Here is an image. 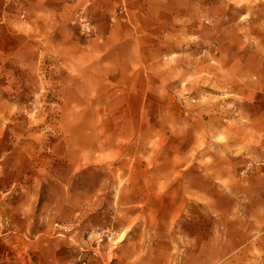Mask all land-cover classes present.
Here are the masks:
<instances>
[{
	"label": "rangeland",
	"instance_id": "obj_1",
	"mask_svg": "<svg viewBox=\"0 0 264 264\" xmlns=\"http://www.w3.org/2000/svg\"><path fill=\"white\" fill-rule=\"evenodd\" d=\"M95 1L69 27L102 53L0 76V264H264V130L240 88L264 0L122 2L102 34Z\"/></svg>",
	"mask_w": 264,
	"mask_h": 264
},
{
	"label": "crops",
	"instance_id": "obj_2",
	"mask_svg": "<svg viewBox=\"0 0 264 264\" xmlns=\"http://www.w3.org/2000/svg\"><path fill=\"white\" fill-rule=\"evenodd\" d=\"M150 1L96 0L90 10L95 12V25L102 34L106 28V13L114 7L125 2L135 14L144 12V5L146 7ZM86 2L87 0H0V76L4 72L7 80L16 76L17 81H22L24 74L19 73V69L24 68L25 59L30 55L41 63L43 54L51 64V60L53 63L57 62L55 56L59 54V64L84 66L102 53L103 47H96L93 42L82 45L71 36L69 24L73 13L84 7ZM241 33L259 35L255 53L241 55L240 88L242 93L247 91L244 97L246 102L242 106L251 109L247 113L251 115V123L255 124L253 127L264 130V24L256 27L241 25ZM130 249L131 245H124L119 248L118 254Z\"/></svg>",
	"mask_w": 264,
	"mask_h": 264
},
{
	"label": "built area",
	"instance_id": "obj_3",
	"mask_svg": "<svg viewBox=\"0 0 264 264\" xmlns=\"http://www.w3.org/2000/svg\"><path fill=\"white\" fill-rule=\"evenodd\" d=\"M121 11L119 10V13ZM79 27H80V32L83 35H88L91 33L92 31V25L90 24V22L82 15H79Z\"/></svg>",
	"mask_w": 264,
	"mask_h": 264
}]
</instances>
